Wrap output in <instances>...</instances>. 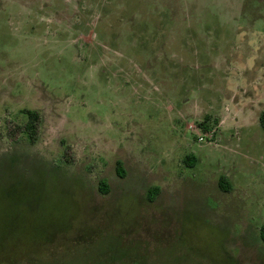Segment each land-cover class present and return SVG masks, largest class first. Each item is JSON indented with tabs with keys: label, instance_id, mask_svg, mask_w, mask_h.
I'll use <instances>...</instances> for the list:
<instances>
[{
	"label": "rangeland",
	"instance_id": "374dc122",
	"mask_svg": "<svg viewBox=\"0 0 264 264\" xmlns=\"http://www.w3.org/2000/svg\"><path fill=\"white\" fill-rule=\"evenodd\" d=\"M263 112L264 0H0V264H264Z\"/></svg>",
	"mask_w": 264,
	"mask_h": 264
},
{
	"label": "trees",
	"instance_id": "16d2710c",
	"mask_svg": "<svg viewBox=\"0 0 264 264\" xmlns=\"http://www.w3.org/2000/svg\"><path fill=\"white\" fill-rule=\"evenodd\" d=\"M24 113L26 114L28 121L24 127V130L28 134L30 140L32 142H36L38 138V127L40 123V115L37 111L33 110H25ZM260 123L262 128L264 129V112L260 116ZM197 162V157L193 154L187 156L186 158V165L188 167H194ZM117 174L120 178H124L126 176V171L124 169L122 161L117 162ZM220 188L228 192L230 190V183L228 182L226 177H222L219 182ZM99 188L103 194L109 193V185L106 180H101L99 184ZM160 193V189L158 187H153L149 190V201L153 202L158 194ZM262 238L264 239V227L262 228Z\"/></svg>",
	"mask_w": 264,
	"mask_h": 264
}]
</instances>
